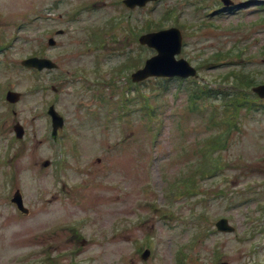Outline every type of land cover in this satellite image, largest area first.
I'll return each instance as SVG.
<instances>
[{"label": "rangeland", "instance_id": "obj_1", "mask_svg": "<svg viewBox=\"0 0 264 264\" xmlns=\"http://www.w3.org/2000/svg\"><path fill=\"white\" fill-rule=\"evenodd\" d=\"M55 1L0 0V95L2 87L21 95L16 117L5 115L4 98L0 103V198L11 197L18 189L34 209L31 217L18 221L7 202L0 201V264H46V252L48 261L61 264H71L75 257L77 264H176L177 251L201 227L182 225L181 217L190 210L178 191L172 190L191 177L201 158L205 163L201 169L219 170L208 180H200L213 220L210 225L215 229V222L223 217L233 231L215 229L211 237L192 244L191 251L184 249L187 263L264 264V111H241L230 118L238 127L221 140L225 147H205V161L199 148L221 128L210 126L208 105L201 111L190 110L187 83L173 78L164 82L159 80L162 78L147 79L140 92L148 98L149 108L142 110L133 100L138 87L129 89V71L114 76L109 88L101 81L88 88L81 76L72 74L80 67L94 81L96 76L88 69L95 58L107 81L109 71L131 54L144 61L154 52L133 43L128 28L119 33L122 26L141 28L149 17L159 20L166 10L176 7L177 17L166 19L159 27L174 26L177 18L194 23L182 32L183 47L177 58L199 67L196 81H211L234 63L243 65L241 70L257 83H264V0H232L236 7L221 12L216 11L219 0H159L134 10L122 4L116 10L113 0H57V5ZM78 4L81 14L75 18L79 21H67L69 8ZM129 11H133L131 16ZM113 15V30H104L102 35L105 43L86 44L98 38L90 39L111 24ZM204 21L206 25H200ZM54 29L67 32L56 36V45L49 48L46 35ZM92 30L94 34L89 36ZM236 48L246 54L244 59L216 68L207 66L205 60L213 53ZM40 50L58 65L54 71L58 73H40L37 83L36 74L20 62ZM96 52L99 56L95 57ZM60 73L66 77L58 83L55 76ZM39 84L48 90L55 88V94L48 91L45 100L55 101L54 106L63 113L64 132L76 139V153L65 138L62 147L48 146V120L42 116L43 106L44 112L47 106L37 89ZM102 95L112 103L100 101ZM17 122L26 135L13 142L12 127ZM45 160L50 161L47 167L43 166ZM145 248L151 254L142 261ZM72 252L76 256L69 258Z\"/></svg>", "mask_w": 264, "mask_h": 264}, {"label": "water", "instance_id": "obj_2", "mask_svg": "<svg viewBox=\"0 0 264 264\" xmlns=\"http://www.w3.org/2000/svg\"><path fill=\"white\" fill-rule=\"evenodd\" d=\"M148 0H126L125 3L133 7L135 5H144ZM140 43L147 44L150 47H153L157 50L158 55L149 59L145 67L135 74L132 75L133 81H140L145 79L148 76H193L196 74V71L190 67V65L185 60H176L174 55L179 53L181 46V35L180 32L176 29H171L167 31H161L158 33H152L144 35L140 38ZM52 44V42H51ZM24 66L35 67L37 69L54 68L56 67L51 61L46 59H37L31 58L22 62ZM254 91L264 98V86H260L254 89ZM7 100L9 102H16L18 100V95L12 92H8ZM50 113L53 116V119L56 121L57 125H61V119L53 111V108H50ZM15 131L18 137L22 136L21 127L16 126ZM46 165V164H45ZM219 229L224 231H231L232 229L226 225V221H221L219 224ZM226 264V263H223Z\"/></svg>", "mask_w": 264, "mask_h": 264}, {"label": "trees", "instance_id": "obj_3", "mask_svg": "<svg viewBox=\"0 0 264 264\" xmlns=\"http://www.w3.org/2000/svg\"><path fill=\"white\" fill-rule=\"evenodd\" d=\"M245 75L248 76L252 81H255L254 78H253L250 74H245ZM251 80H250V81H251ZM208 91H210V90H208ZM221 93L224 94V97L222 98L223 101H224V100H225V93H224V92H221Z\"/></svg>", "mask_w": 264, "mask_h": 264}]
</instances>
